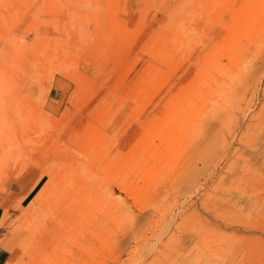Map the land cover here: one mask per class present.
<instances>
[{"label": "rangeland", "instance_id": "1", "mask_svg": "<svg viewBox=\"0 0 264 264\" xmlns=\"http://www.w3.org/2000/svg\"><path fill=\"white\" fill-rule=\"evenodd\" d=\"M260 1L0 0L4 264L58 181L82 264H264Z\"/></svg>", "mask_w": 264, "mask_h": 264}, {"label": "bare ground", "instance_id": "2", "mask_svg": "<svg viewBox=\"0 0 264 264\" xmlns=\"http://www.w3.org/2000/svg\"><path fill=\"white\" fill-rule=\"evenodd\" d=\"M2 1V0H1ZM16 1V0H14ZM22 1V0H21ZM17 3V2H16ZM24 3V2H23ZM41 3V1H40ZM48 3V2H47ZM260 12H262L264 19V0L260 1ZM31 4V3H30ZM38 4V3H37ZM44 4V2H43ZM46 4V3H45ZM16 5V4H15ZM10 6V5H9ZM17 6V5H16ZM42 6V5H41ZM46 6V5H45ZM44 6V7H45ZM36 7V6H35ZM34 7V8H35ZM43 7V6H42ZM53 7V6H52ZM16 8V7H15ZM21 8V7H20ZM20 8H17L20 9ZM47 8V7H46ZM51 9V8H50ZM45 10V9H44ZM34 11V10H33ZM38 12V11H37ZM41 12V11H40ZM63 12V11H62ZM259 12V13H260ZM7 13V12H5ZM31 13V12H30ZM48 13V11H47ZM46 13V14H47ZM15 14V13H14ZM18 14V12L16 13ZM35 14V13H34ZM55 14V13H54ZM261 14V13H260ZM37 15V14H36ZM43 15V14H41ZM40 15V16H41ZM18 16V15H17ZM8 17V16H7ZM32 17V16H31ZM29 17V18H31ZM39 17V16H38ZM48 17V16H47ZM50 17V15H49ZM41 18V17H40ZM40 18H38L40 20ZM18 19V17H17ZM21 19V18H20ZM49 19V18H48ZM22 20V19H21ZM42 20V19H41ZM52 20V19H51ZM45 21V20H44ZM43 21V22H44ZM56 21V20H55ZM58 21V20H57ZM1 22V21H0ZM37 22V21H35ZM51 22V21H50ZM53 22V21H52ZM18 23V22H17ZM5 25V23H4ZM14 25V24H13ZM12 26V25H11ZM36 26V25H35ZM1 27V26H0ZM31 26H29L30 28ZM4 28V26L2 27ZM1 28V29H2ZM9 29V28H8ZM33 29V28H32ZM38 29V28H37ZM12 30V27H11ZM36 30V29H35ZM32 31V30H31ZM34 31V30H33ZM7 32V31H6ZM31 33V32H29ZM39 33V32H38ZM6 34V33H5ZM47 35V34H46ZM2 36V35H1ZM0 36V37H1ZM32 37V36H31ZM53 37V36H52ZM55 37V36H54ZM30 38V37H29ZM56 38V37H55ZM33 39V37H32ZM31 39V40H32ZM57 39V38H56ZM55 39V40H56ZM23 40V39H22ZM35 40V39H34ZM7 41V40H5ZM12 41V40H11ZM25 41V40H24ZM3 44V43H2ZM49 45V44H48ZM1 46V45H0ZM21 46V45H20ZM13 48V47H12ZM11 49V48H10ZM12 50V49H11ZM2 51V50H1ZM6 51V50H4ZM8 51V50H7ZM14 52V51H13ZM2 53V52H1ZM16 53V52H15ZM19 54V53H18ZM14 56V55H13ZM204 71V70H203ZM47 155V154H46ZM44 154V156H46ZM53 156V155H52ZM42 157V156H41ZM1 158V157H0ZM43 158V157H42ZM54 158V157H53ZM52 158V159H53ZM46 159V158H45ZM51 159V160H52ZM56 159V158H55ZM2 160V159H1ZM42 160V159H41ZM45 160L44 162H46ZM235 163V162H234ZM245 163V162H244ZM252 166V165H251ZM247 170H251V168L248 166H245ZM253 167V166H252ZM244 168V166L242 167ZM52 168L45 167L44 170L46 171V174L41 173L38 182L42 179V176L47 175V180L50 182L52 181L54 183V180L57 177V173L53 174L51 173ZM254 168H252L253 170ZM251 170V171H252ZM251 175H254L251 174ZM250 177V176H249ZM81 178V177H80ZM79 178V179H80ZM245 178V177H244ZM243 178V179H244ZM247 178V177H246ZM245 178V179H246ZM251 178V177H250ZM78 178L76 179V185H84L82 184L83 181L79 180ZM259 180V179H258ZM256 180V181H258ZM240 181V180H239ZM59 182V181H58ZM58 182L54 183V187H52V190L49 192L48 198L46 202L44 201V206L41 212L42 218H39L35 223H32L29 226H32V229L27 231L25 233H22L24 235H20L18 231V234L21 236V238L24 237L23 242L21 243V248L24 246L22 249L23 251L20 252V256L18 261V264H82L83 259L81 260V255L79 253L75 252H68V249L66 248V245L64 244L63 239L67 240L69 239L68 237H72V235H76L75 231H77L83 223L80 220L81 217L78 215L79 212H81V204L83 200V194L77 193L76 196H69L65 192L63 188H61L60 185H58ZM48 184V183H47ZM51 185V182L49 183V186ZM47 185H45L46 187ZM48 186V187H49ZM52 186V185H51ZM41 188V186H40ZM44 189V186H43ZM42 189H40L41 191ZM39 192V191H38ZM42 192V191H41ZM45 192V191H44ZM43 192V193H44ZM47 192V190H46ZM37 193V192H36ZM40 193V192H39ZM45 194V193H44ZM35 195V194H34ZM38 195V193H37ZM46 195V196H47ZM40 196V194L38 195ZM37 196V198H38ZM45 196V197H46ZM35 197V196H34ZM36 198V199H37ZM43 198V197H42ZM41 198V199H42ZM44 199V198H43ZM34 201V200H33ZM41 201V200H40ZM19 202V201H18ZM39 202V201H38ZM18 204V203H17ZM30 206V202H29ZM35 206V205H34ZM38 206V205H37ZM28 207V206H27ZM29 208V207H28ZM34 208V207H33ZM27 209V208H26ZM32 209V208H31ZM35 209V208H34ZM37 210V209H36ZM26 212V211H25ZM36 212V211H35ZM24 213V212H23ZM34 213V211H33ZM40 214V213H39ZM38 214V215H39ZM25 215V214H24ZM30 215V213H29ZM26 216V215H25ZM39 216V217H41ZM29 218V217H28ZM34 218V217H33ZM38 218V217H37ZM34 220V219H32ZM29 221V219H28ZM25 220V222H28ZM23 222H21L22 224ZM30 223V222H29ZM28 224V223H27ZM36 225V226H35ZM22 226V225H21ZM25 226V223H24ZM34 226H35V231H34ZM20 227V226H19ZM24 229V228H23ZM30 229V228H28ZM27 229V230H28ZM33 233V234H31ZM32 235V236H30ZM14 236V234H13ZM23 236V237H22ZM19 240V239H18ZM35 243L31 247H28L29 244H32L31 242ZM15 242V241H14ZM11 244V243H10ZM18 244V243H17ZM28 244V245H27ZM19 246V244H18ZM8 249V248H7ZM25 250V251H24ZM17 263V262H16Z\"/></svg>", "mask_w": 264, "mask_h": 264}, {"label": "crops", "instance_id": "3", "mask_svg": "<svg viewBox=\"0 0 264 264\" xmlns=\"http://www.w3.org/2000/svg\"><path fill=\"white\" fill-rule=\"evenodd\" d=\"M7 259V250L0 246V264H4Z\"/></svg>", "mask_w": 264, "mask_h": 264}]
</instances>
